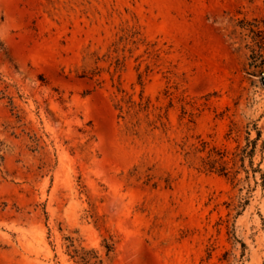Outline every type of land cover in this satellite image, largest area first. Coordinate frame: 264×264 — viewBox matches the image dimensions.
Segmentation results:
<instances>
[{
  "label": "rangeland",
  "instance_id": "obj_1",
  "mask_svg": "<svg viewBox=\"0 0 264 264\" xmlns=\"http://www.w3.org/2000/svg\"><path fill=\"white\" fill-rule=\"evenodd\" d=\"M67 235L264 264V0H0V264Z\"/></svg>",
  "mask_w": 264,
  "mask_h": 264
},
{
  "label": "trees",
  "instance_id": "obj_2",
  "mask_svg": "<svg viewBox=\"0 0 264 264\" xmlns=\"http://www.w3.org/2000/svg\"><path fill=\"white\" fill-rule=\"evenodd\" d=\"M219 154H221L219 152ZM223 155L221 156V158ZM216 159L212 163L210 162L209 169H218L222 173L227 172V166L225 164V160ZM217 162H219L217 164ZM67 249L70 259L74 261L75 264H104V258L98 249L95 247H89L82 243L77 244L76 238L72 235H67ZM107 252L110 253L114 250L113 243H106Z\"/></svg>",
  "mask_w": 264,
  "mask_h": 264
}]
</instances>
